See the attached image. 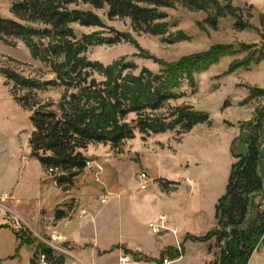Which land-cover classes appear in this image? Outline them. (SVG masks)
<instances>
[{"label":"rangeland","instance_id":"obj_1","mask_svg":"<svg viewBox=\"0 0 264 264\" xmlns=\"http://www.w3.org/2000/svg\"><path fill=\"white\" fill-rule=\"evenodd\" d=\"M19 1L0 0V16L18 20L13 6ZM69 9L92 11L101 25L73 23L69 37H31L30 45L0 36V187L14 188L13 200L0 188V264H33L42 245L64 264H120L122 252L159 262L165 250L153 257L137 247L155 254L164 243L161 237L182 250L174 264H219L224 242L213 235L216 206L233 164L241 153L249 154L250 135H257L264 159V0H214L204 10L177 2L166 9L158 35L135 30L129 18H110L107 9L81 2ZM62 45L98 63L102 71L91 76L97 81L124 64H129L122 70L128 79L147 82L146 75H164L165 88L171 85L177 98L154 111L159 121L175 123L189 108L208 113L209 121L188 132L173 123L165 132L138 133L119 146L91 144L87 167L64 190L32 156L36 107L19 102L30 92L8 76L53 82L34 90L31 103L58 109L66 87L55 84L56 66L67 53L55 57L47 48ZM216 51L222 53L218 60L201 68L203 57ZM139 90L146 97L152 92L147 83ZM131 92L135 95L136 87ZM259 166L262 189L249 195L245 217L250 230L259 220L264 224V160ZM142 172L152 179L147 190L141 189ZM160 216L171 229L153 234L148 224ZM52 234L58 236L55 247L48 243ZM169 253L165 256L172 257ZM248 264H264V231Z\"/></svg>","mask_w":264,"mask_h":264},{"label":"trees","instance_id":"obj_2","mask_svg":"<svg viewBox=\"0 0 264 264\" xmlns=\"http://www.w3.org/2000/svg\"><path fill=\"white\" fill-rule=\"evenodd\" d=\"M74 2L95 9H107L110 18H129L135 30L158 35L161 21L168 17L167 8L182 2L194 10H204L214 0H20L13 6V14L18 20L0 16V36L19 38L30 45L31 37L50 40L69 37L73 34L70 28L73 23L101 25L100 19L92 11L70 10L69 4ZM106 41L112 43L117 40ZM66 50L65 45L47 48L55 57L67 53L66 61L56 66L59 82L55 84L66 87V94L56 110L37 102L31 103L34 90L53 82L40 83L8 75L15 79L20 89L30 92L19 98V102L27 108L36 107L31 116L34 130L29 140L32 156L46 171L55 174L57 185L64 190L73 187L76 177L87 167L89 158L86 150L91 144L119 146L123 141L135 138L138 133L167 131L174 122L159 121L153 113L166 101L177 98L171 85L165 88L164 75H146L147 82L143 77L128 79L123 76L122 70L129 64L122 65L111 74L104 72L106 80L97 81L91 76L93 71H102L98 63ZM81 52L83 50L78 53ZM221 54L216 51L212 55H205L201 68L207 69ZM143 83L151 85L152 92L147 97L139 90ZM132 86L136 87L135 95L131 92ZM131 114L134 116L131 117ZM208 121V113L189 108L178 113L174 124L180 126L181 131L188 132ZM256 136H249V154L244 156L241 153L239 162L233 164L226 194L216 206L218 228L213 235L218 236L220 244L224 242L219 264H248L264 231V224L260 220L250 230L245 219L249 202H252L249 195L258 193L263 183V178L258 176L259 165L264 160L263 150ZM244 137L246 133L241 135V138ZM61 216L57 215L58 218ZM40 252L46 254L50 264H64L63 258L54 257L49 246L42 245L38 254ZM168 253L169 250L163 252L162 259ZM169 254L172 257L179 255L177 250H170ZM33 264H38V257Z\"/></svg>","mask_w":264,"mask_h":264},{"label":"built area","instance_id":"obj_3","mask_svg":"<svg viewBox=\"0 0 264 264\" xmlns=\"http://www.w3.org/2000/svg\"><path fill=\"white\" fill-rule=\"evenodd\" d=\"M140 179H141V189L142 190H147L149 188V184L152 181V179L150 178V176H148V174L146 172H142L140 174ZM166 222V217L165 216H160L159 220H155L153 222L149 223V228L151 230V232L153 234H161L164 230H170L171 228H169L168 226L165 225ZM20 226L17 225V229L20 230ZM173 233H177L176 230L172 229ZM58 239V236L56 234H52L51 236V240L48 241V243L51 244V246L55 247L54 245V241ZM177 251L179 253V255L177 257H170V256H165L159 263L157 264H174L175 262H177L179 260V258L182 256V250L181 248H177ZM148 262V261H147ZM147 262H143L141 260H137L134 259L131 254H124L121 258H120V263L121 264H146ZM38 264H50L46 254L43 252H40L38 254Z\"/></svg>","mask_w":264,"mask_h":264},{"label":"crops","instance_id":"obj_4","mask_svg":"<svg viewBox=\"0 0 264 264\" xmlns=\"http://www.w3.org/2000/svg\"><path fill=\"white\" fill-rule=\"evenodd\" d=\"M0 188H2V189H4L5 191H7L8 193H9V195L11 196V199L13 200V196H14V188H13V186H11V187H0ZM6 192V193H7ZM150 222H152V221H150ZM149 222V223H150ZM9 225L8 226H10V227H12V229H13V225L12 224H10V223H8ZM149 225V224H148ZM162 238V240H164V243H162L161 244V246H160V248L158 249V252L157 253H155V254H153L152 252H148V251H145L143 248H141V247H137L140 251H143V252H145V253H149V254H151L153 257H157V256H159V254H161L164 250L166 251V250H177V248H179L180 246H179V244H176V243H172V245L171 244H168V240H167V237H161ZM174 248V249H173ZM124 255V253L122 252V254H121V256H120V258L122 257ZM160 262V261H159ZM158 261H153L152 263H150L149 261H148V264H157V263H159ZM0 263H1V261H0ZM121 264V263H120Z\"/></svg>","mask_w":264,"mask_h":264}]
</instances>
